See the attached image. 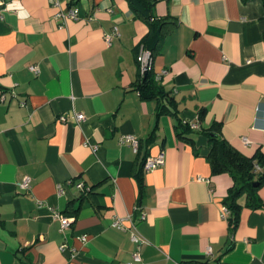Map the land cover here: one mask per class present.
<instances>
[{"label":"crops","instance_id":"crops-1","mask_svg":"<svg viewBox=\"0 0 264 264\" xmlns=\"http://www.w3.org/2000/svg\"><path fill=\"white\" fill-rule=\"evenodd\" d=\"M0 2V264H264V205L243 206L232 235L223 208L234 179L212 172L207 137L194 135L196 148L178 138L176 119L135 88L148 26L127 0ZM156 14L178 23L153 67L181 119L220 121L242 153L264 154V1L159 0ZM127 134L141 151L121 143ZM160 153L140 200L136 175Z\"/></svg>","mask_w":264,"mask_h":264},{"label":"trees","instance_id":"trees-1","mask_svg":"<svg viewBox=\"0 0 264 264\" xmlns=\"http://www.w3.org/2000/svg\"><path fill=\"white\" fill-rule=\"evenodd\" d=\"M135 17L144 21L148 26L147 33L142 37L136 47L137 55L142 49L148 50L154 60L160 52L166 35H168L178 25L171 16L159 17L156 14V5L159 0H127ZM264 1V0H263ZM3 4L0 2V8ZM135 88L140 92L144 100L156 99L157 117L163 114L170 115L176 119L175 130L178 138L191 144L196 148L194 135H204L210 144V151L207 155L212 172L214 174L230 173L234 179L228 195L224 200V205L230 210L228 222L231 234L233 235L240 222V214L243 206L254 209L264 205L259 189L264 185V154L261 151L253 156H247L237 149L228 139L223 136L222 123L214 121L210 125H197L186 122L179 116L178 103L173 92L167 90L157 79V72L154 67L145 74L140 75V79L135 83ZM200 121L206 116V109L199 113ZM156 135V130L152 132L146 140V144H151ZM145 145V144H144ZM143 142L140 141L138 152L141 151ZM146 161V160H145ZM137 173L136 177L140 187V200L144 196V165ZM258 167L262 171H258ZM91 192L88 188L87 192ZM88 192V193H89ZM242 196L246 197L245 205L240 202ZM79 208H76L77 212ZM188 264H209V261H189Z\"/></svg>","mask_w":264,"mask_h":264},{"label":"built area","instance_id":"built-area-1","mask_svg":"<svg viewBox=\"0 0 264 264\" xmlns=\"http://www.w3.org/2000/svg\"><path fill=\"white\" fill-rule=\"evenodd\" d=\"M79 16L78 11L77 10H72L70 12L65 13H59L58 17L62 18V20L64 21L65 19H67L68 17H72V18H77ZM119 35V30L118 27L115 26L114 30L112 33H109L105 36V40L107 42V44H111L113 37ZM138 60L140 62V66L142 69V74L147 73L149 70L152 69L153 66V58L151 56V53L148 50L142 49L140 54L138 55ZM31 69L38 74L39 73V69L37 66H32ZM161 74H157V79H161ZM85 115L83 113H79L77 114V119L79 121H83L85 119ZM63 120H65V117H62ZM193 127H197V125L193 124ZM245 143H250L249 139L244 137L243 138ZM121 143H129L131 144L136 150L139 148V139L132 135V134H127V135H123L120 139ZM165 163V155L164 153H160L157 156H149L147 157L146 161H145V165H144V170L146 172L148 171H152L156 168H158L159 166L164 165ZM31 183H32V179L30 176H26L23 180V182L21 183L22 188L24 189H30L31 188ZM78 187L86 189V186L84 185L83 182H79ZM62 191V190H61ZM230 215V210L225 206L223 208V216L228 218ZM61 216V221H62V227L66 228L70 225L71 223V219L69 216H65V215H59L58 217ZM143 218H145V213H143ZM126 218L125 217H120L118 219H116V221L114 222V225L120 229H125V222ZM132 239L137 242L138 244L146 242V239L144 237H142L141 235L137 234L136 232L132 233ZM67 247V245L63 244L62 245V250H65V248ZM211 251V249H210ZM136 262L141 261V257L139 255V253L137 252L135 257H134ZM132 264V263H130ZM223 264H230V263H223Z\"/></svg>","mask_w":264,"mask_h":264}]
</instances>
